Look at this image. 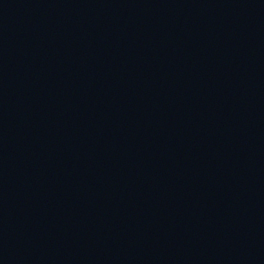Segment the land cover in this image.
<instances>
[{
  "label": "water",
  "instance_id": "obj_1",
  "mask_svg": "<svg viewBox=\"0 0 264 264\" xmlns=\"http://www.w3.org/2000/svg\"><path fill=\"white\" fill-rule=\"evenodd\" d=\"M0 264H264V0H0Z\"/></svg>",
  "mask_w": 264,
  "mask_h": 264
}]
</instances>
